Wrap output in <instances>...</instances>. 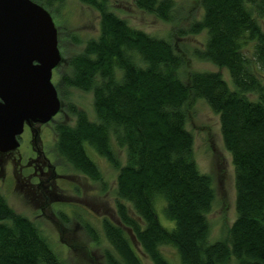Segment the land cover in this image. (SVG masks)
Returning <instances> with one entry per match:
<instances>
[{"label": "trees", "instance_id": "1", "mask_svg": "<svg viewBox=\"0 0 264 264\" xmlns=\"http://www.w3.org/2000/svg\"><path fill=\"white\" fill-rule=\"evenodd\" d=\"M36 1L50 11L59 0ZM80 1L99 12L98 34L64 58L68 69L59 84L91 91L95 118L69 103L74 119L54 121V147L92 180H102V172L90 148L117 168L120 223L102 218L112 247L103 252L105 264H144L127 229L152 264H177L161 245L174 246L178 264H264V79L258 71L264 69V0H200V17L177 29L179 35L205 31L195 56L224 67L232 85L212 69H191L183 80L184 58L171 41L131 25L108 0ZM133 1L165 21L179 12L175 0ZM189 96L204 99L219 115L234 166L236 217L227 235L215 240L207 217L215 192L211 175L194 158ZM158 209L173 220L170 227ZM85 228L98 240L93 226ZM50 245L0 190V264H66Z\"/></svg>", "mask_w": 264, "mask_h": 264}, {"label": "rangeland", "instance_id": "2", "mask_svg": "<svg viewBox=\"0 0 264 264\" xmlns=\"http://www.w3.org/2000/svg\"><path fill=\"white\" fill-rule=\"evenodd\" d=\"M175 2L179 8L177 18L175 21H165L137 7L133 0H108L110 8L131 25L171 41L184 58L181 68L183 80H187L191 69H212L220 70L232 85L224 67L195 56L194 51L203 47L206 37L204 30L185 35L177 32L179 27H185L192 19L200 17V0ZM50 12L57 27L58 45L63 58L52 70V81L57 85L61 108L54 115L55 120L43 123L39 132L46 154L49 155L50 166L54 165L55 177L50 176L46 192L36 186L28 190L22 183L15 181L14 175L25 164L30 147L39 145L38 138L31 135V128L25 126L19 135L15 152H0V190L14 210L38 224L41 235L66 264H105L103 252L112 250V247L104 236L102 218L108 217L120 223L115 208L117 168L90 148L89 154L99 166L102 180L90 179L56 153L53 132L54 121H73V114L68 110L69 103L84 109L90 119L95 118L92 92L60 85L59 74L68 69L64 58L80 51L87 38L98 34L99 12L80 0H59L50 8ZM245 51L249 54V50ZM258 71L264 79V69ZM185 107L186 126L193 134L194 158L199 169L209 173L213 181L215 197L207 217L210 222L209 239L215 240L227 235L236 217L234 166L222 140L219 115L204 99L198 97L189 96ZM18 153L22 156H18ZM118 157L121 163L125 161L124 150H118ZM126 204L131 210L129 203ZM158 215L164 225L170 227L173 224V220L167 219L161 209H158ZM86 223L94 227L98 240L87 232ZM127 233L144 264H152L129 229ZM160 249L171 262L178 264L179 257L174 246L161 245Z\"/></svg>", "mask_w": 264, "mask_h": 264}, {"label": "water", "instance_id": "3", "mask_svg": "<svg viewBox=\"0 0 264 264\" xmlns=\"http://www.w3.org/2000/svg\"><path fill=\"white\" fill-rule=\"evenodd\" d=\"M61 60L57 27L36 0H0V152L16 149L25 123L61 108L52 70Z\"/></svg>", "mask_w": 264, "mask_h": 264}, {"label": "flooded vegetation", "instance_id": "4", "mask_svg": "<svg viewBox=\"0 0 264 264\" xmlns=\"http://www.w3.org/2000/svg\"><path fill=\"white\" fill-rule=\"evenodd\" d=\"M42 124L43 123H38V122H30L24 124V127L27 126L31 128L32 130L31 135L32 136L34 135V137L38 138L39 145L37 144L36 147L35 146L30 147L28 151V155L26 156L25 164L23 165V167L20 166L18 168V171L14 175V178L15 181L22 183L28 190L36 186V187H40L43 191L46 192L49 187L48 182L50 176H53V178L55 176H54V165L50 166L51 163L49 160V155L46 154V149L44 147L42 135L39 132V130L42 129L41 128ZM14 150L3 153L12 154L13 152H15ZM18 156H22V154L18 153Z\"/></svg>", "mask_w": 264, "mask_h": 264}]
</instances>
